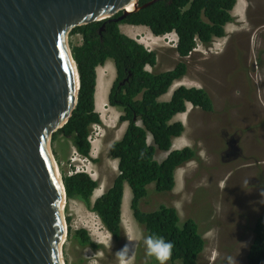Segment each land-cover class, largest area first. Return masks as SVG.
I'll use <instances>...</instances> for the list:
<instances>
[{"label": "trees", "instance_id": "trees-1", "mask_svg": "<svg viewBox=\"0 0 264 264\" xmlns=\"http://www.w3.org/2000/svg\"><path fill=\"white\" fill-rule=\"evenodd\" d=\"M150 1L139 0L138 10L120 22L114 20L121 15L118 14L114 19L71 30V35L81 37V43L70 48L79 73L78 100L69 120L52 139L60 135L72 142L77 155L90 158L92 127L101 124L95 109L96 69L112 61L115 79L107 101L110 107L121 111L119 122L127 124L122 138L112 143L108 151L118 162L119 174L94 202L91 197L99 186L96 180L86 172L63 174L67 201L82 202L97 215L113 242L121 246L125 241L121 220L124 184H127L131 192L130 210L137 225L146 235L155 233L174 244L172 264H196L205 247L198 224L192 218L180 224L179 214L171 206L162 205L146 212L140 205L150 185H154L157 194L170 193L175 186L176 170L198 159L194 148L172 150L174 139L184 132V125L172 122L173 118L184 113L187 104L213 113V101L203 88L186 86L177 87L169 100H162L171 86L185 77L186 63L180 61L164 72L148 71L147 67L154 68L157 64L156 52L122 34L119 26H143L156 37L175 33V51L184 59L197 45L209 48L215 39L225 36L224 26L233 21L230 11L235 0H159L144 6ZM159 153L167 154L160 162L155 158ZM72 239L82 248H101L85 229L76 230ZM247 264H264V214L254 224Z\"/></svg>", "mask_w": 264, "mask_h": 264}, {"label": "rangeland", "instance_id": "rangeland-1", "mask_svg": "<svg viewBox=\"0 0 264 264\" xmlns=\"http://www.w3.org/2000/svg\"><path fill=\"white\" fill-rule=\"evenodd\" d=\"M138 29L144 30L146 33L141 32L142 36L136 41L157 54L156 66L146 69L152 72H164L173 69L178 62L184 61L187 65V73L181 81L177 82V86L205 89L212 97L216 109L213 113H205L192 107L191 104H187L185 113L173 118L172 122L178 121L184 125V135L181 136L180 141L184 144L179 148H184L185 143L189 141V148L197 150L198 159L177 170L175 174L176 186L170 193L157 194L154 192V185H150L149 193L141 202L140 207L143 211L151 212L162 205L171 206L177 210L180 224L188 218H192L198 224V230L205 241V247L198 256L196 264H228L229 257L236 259L237 264H247V254L253 240L254 218H258L264 212L262 214L255 213V217L252 216L251 219L248 212H242L243 207L249 208L259 202L264 206V199L256 190L252 189L253 186L249 184L247 186V182L250 180H247L248 177L245 180V171H236V168L244 164H252L253 153H258L260 148L263 149L260 143L263 144L261 140L264 137V127L254 124L255 111L249 110L254 106V102L250 101V96L257 95L254 92L255 89H248V93H237L240 96V100L237 102L239 106L242 104V97L249 99L245 105L247 107L242 111L240 109L243 107H240L239 110L231 112L232 117L242 125L233 128L234 125L229 123V112L219 111L222 105L227 108L230 97L229 89L234 86V92L238 87L234 83L231 84L235 72L230 57L226 55L228 52L234 51L233 47L236 45L233 44L223 54L222 39H215L213 43L220 44L219 49L214 50L212 45L209 48L197 45L191 55L181 59L175 51L174 34L157 38L146 27L140 26ZM122 31L124 30L122 29ZM70 32L67 35V43L71 48V46L81 43V37L71 35ZM250 35L251 38H254L253 47H256L261 55L264 54V43H259L261 39L264 40V33L255 30ZM211 50L213 51L210 52ZM246 65L248 64L240 66L237 70L245 72L246 79L250 80L252 77L255 79L256 90L260 89L259 96L264 104V56L262 62L255 65L254 73L247 72L249 68ZM112 74L111 83L110 77L109 80H105V74L98 77V98L103 96L105 99L103 104L106 111L99 113L101 124L92 127L90 158L77 155L72 142L60 135L56 136L54 140L52 135L50 141V151L61 178L63 174L86 172L98 182V189L94 191L91 202L106 192L119 174L118 162L109 156L108 151L112 143L122 138L127 126L126 123L119 122L121 111L108 105L106 88L111 87L115 79V69L113 73V68L110 75ZM248 74L251 75L250 78ZM241 78L243 77H240V82ZM169 98L170 95L167 93L161 99L167 101ZM240 118L243 119L240 121ZM250 124L251 126L248 128ZM235 133H242L241 149L243 152L232 164H229L226 158H222L221 151L225 149V140ZM246 138L249 144L254 145L253 151L244 146ZM166 155L159 153L155 158L160 162ZM239 162L243 163L239 165L237 164ZM182 172L185 173L184 183L180 184L179 178ZM124 188H126L125 184ZM243 188L252 191V195L242 192ZM126 200L125 196L124 207H122L125 241L121 246L116 245L113 240L112 243L110 242L112 238L102 226L97 215L89 211L82 202L77 200L66 202L63 212L67 229V237L62 245L64 264H118L115 252L126 243H129L132 249V264H157L154 258L146 256L142 240L127 241V237L139 234L142 228L131 217V196H128L129 207L126 205ZM79 229H85L91 240L101 248L98 250L82 248L74 242L72 235ZM168 264H172L170 260Z\"/></svg>", "mask_w": 264, "mask_h": 264}, {"label": "water", "instance_id": "water-1", "mask_svg": "<svg viewBox=\"0 0 264 264\" xmlns=\"http://www.w3.org/2000/svg\"><path fill=\"white\" fill-rule=\"evenodd\" d=\"M138 2L0 0V264H64L67 197L50 141L78 100L67 35L120 22Z\"/></svg>", "mask_w": 264, "mask_h": 264}, {"label": "crops", "instance_id": "crops-1", "mask_svg": "<svg viewBox=\"0 0 264 264\" xmlns=\"http://www.w3.org/2000/svg\"><path fill=\"white\" fill-rule=\"evenodd\" d=\"M230 14H231V17L233 18V21L231 23H227L224 26L225 37L221 38L222 43L224 44L223 48L225 46V43L228 40V37L231 35H234V34H242V36L239 38V43H241V44L251 43V45H254V43H255L254 38L248 39L247 37H245V35H248V34L254 32L255 30H256V32L260 31V32L264 33V0H235V5L232 8V10L230 11ZM121 27H123L122 29L124 31H122ZM138 27H140V26H132V25H127V24H121L119 26L122 34L128 36L129 38L135 39V40H137V38H140L142 36L141 32L146 33L144 30L138 29ZM259 43H264V40L261 39L259 41ZM215 44L216 43H212L211 45L213 46L212 47L213 49L215 48L214 50H217L218 46H216ZM233 48L244 49L246 47L243 45H241V46L236 45ZM212 51L213 50H211L210 52H212ZM112 63H113L112 61L108 60L100 68L105 66L106 69L109 68V70H112V68H113ZM96 73H97V75H96L97 76V78H96L97 87H96V92H95V109L97 110L98 77H100V75H102L103 73H100L98 76V69H96ZM108 73L110 74V72H108ZM109 88H106V97L108 96ZM263 110H264V108H263ZM97 112L101 114V110H97ZM182 135H184V134H182ZM261 141L263 142V144L260 143V145L262 146L263 149L260 148L258 153H253V156H254L253 163L248 164V165H245V164L241 165V163H243V162H239L237 164H239L241 166L236 168V171H239V170H242L243 172L245 171V173H244L245 180H246V177H248L247 180H250L249 182H247V186H249V185L253 186L252 189L256 190L260 194L261 198L264 199V197H262V196H264V156H263L264 155V137L262 138ZM181 143L184 144V142H181ZM244 143H245L244 146L247 147L249 150L253 151L255 149L253 144L248 143L247 138L244 140ZM173 144H174V141H173ZM173 144H172V150H181V148H173ZM185 147H188V148L190 147L189 141L187 143H185ZM184 174L185 173H183V172H182V175L180 174V178H179L180 184L184 180V176H185ZM228 174H230V173H228ZM237 174H238V172H237ZM240 174H242V173H240ZM175 186H176V182H175ZM125 192H126V188H124L123 199H125V196H126ZM242 192L252 195V191L250 192L249 190H245L244 188H243ZM124 202H125V200H124ZM124 202L122 203V207H124ZM243 209L244 210L242 212L243 213H244V211L248 212L250 214L251 219H252V216L255 217V215L257 213L262 214L264 212V206H262L260 204V202L255 204V205H252L249 208L243 207ZM256 220H257V217L254 218V224H255Z\"/></svg>", "mask_w": 264, "mask_h": 264}, {"label": "flooded vegetation", "instance_id": "flooded-vegetation-1", "mask_svg": "<svg viewBox=\"0 0 264 264\" xmlns=\"http://www.w3.org/2000/svg\"><path fill=\"white\" fill-rule=\"evenodd\" d=\"M251 34V33H250ZM250 34L245 35V37H247L248 39L251 38ZM242 36V34H234L228 37L227 42L225 43L224 46V50H223V54H225L233 44L237 45V46H245L246 48L244 49H239V48H235L234 51L232 52H228L226 55L228 57H230V61L233 63V71L235 72L233 77H232V82L231 84H235L236 86H238L235 91L234 90V86H232L229 89V101H228V105L227 108H225V106H221L219 111L221 112H229V123L233 124L234 127H237L239 125H242L237 119H234L231 115V112L233 110H236L240 107V110L242 111V109L246 108V102L249 101V99H247L246 97H242L241 101L242 104L239 106L237 104V102L240 100V96L237 93L243 94V93H248V89H255L254 92L255 95L254 97H252V95L250 96L252 102H254V106L249 108V110H254L255 114L253 116V120H254V124L256 126H260V127H264V104L261 101V98L259 96L260 93V89L256 90V86H255V79L252 77L250 80L245 78V72L242 73V70H237L240 66H244L245 64L246 67H248L249 69H247V72H251L254 73L255 72V65L259 64L260 62H262L263 60V56L264 54H260L257 50L256 47H253V45H251V43H246V44H241L239 43V38ZM250 60V61H249ZM240 77L241 78V82H240ZM248 77L250 78L251 75L248 74ZM235 81V82H234ZM240 82V84H239ZM205 90V89H204ZM210 96V95H209ZM211 97V96H210ZM211 100L213 101L212 97ZM213 105H214V112H215V103L213 101ZM243 118H240V121ZM251 126V124L248 126V128ZM244 136V133H243ZM242 133H235L233 135H230V137H228V139L225 140L224 142V147L225 149L223 151H221V156L222 158H226L227 162L229 164H232L233 161H235L236 158H238L239 156H241V152H243V150L241 149V144H242ZM224 155V156H223ZM224 161V160H223ZM225 162V161H224Z\"/></svg>", "mask_w": 264, "mask_h": 264}, {"label": "clouds", "instance_id": "clouds-1", "mask_svg": "<svg viewBox=\"0 0 264 264\" xmlns=\"http://www.w3.org/2000/svg\"><path fill=\"white\" fill-rule=\"evenodd\" d=\"M174 40L177 44V36ZM133 239L142 240L147 257L154 258L157 264H168L174 249V244L171 241H168L163 236L155 233L145 235L142 229L139 231V234L127 237V241ZM110 242L112 243V239ZM115 256L117 257L118 264H132L133 256L129 243H126L122 248L117 250ZM228 264H237V261L236 259L229 257Z\"/></svg>", "mask_w": 264, "mask_h": 264}, {"label": "bare ground", "instance_id": "bare-ground-1", "mask_svg": "<svg viewBox=\"0 0 264 264\" xmlns=\"http://www.w3.org/2000/svg\"><path fill=\"white\" fill-rule=\"evenodd\" d=\"M130 7H132V6H130ZM141 27H143V26H141ZM171 34H173V33H171ZM169 35V34H168ZM175 35V34H174ZM165 36H167V35H165ZM175 37H176V35H175ZM157 38H160V37H157ZM216 46H218V48H219V45L220 44H215ZM213 47V46H212ZM217 48V49H218ZM215 49V48H214ZM112 67H113V73H114V65L112 64ZM98 69V76H99V74L100 73H103V74H105V76H106V81L107 80H109V77H110V83H111V81H112V78H113V74L112 75H110L108 72H112V70H109V68H107L106 69V67L104 66V67H102V68H100V67H98L97 68ZM178 82V81H177ZM177 82H175V84H173L172 86H171V88L169 89V91H168V94L171 96V94H172V92L177 88V87H179V86H177ZM109 84V83H108ZM109 86V85H108ZM177 86V87H176ZM175 88V89H174ZM97 98H98V96H97ZM104 101H105V99L103 98V96L100 98H98L97 99V110H101L102 112H105L106 110H105V105L103 104L104 103ZM188 110V109H187ZM185 113V112H184ZM183 114V113H182ZM179 115V114H178ZM181 137L180 138H177L176 140H174V144H173V148H179V147H181L182 145H183V143H181L180 141H181ZM177 170H179V169H177ZM177 170H176V172H177ZM176 172H175V174H176ZM125 186H126V198H127V200H126V205L129 207V201H128V196H131V193H130V189H129V187H128V185L127 184H125ZM96 191V190H95ZM132 217V216H131ZM133 218V217H132ZM134 220V219H133ZM122 221V220H121ZM121 224H122V226H123V223L121 222ZM124 227V226H123ZM125 229V228H124Z\"/></svg>", "mask_w": 264, "mask_h": 264}]
</instances>
